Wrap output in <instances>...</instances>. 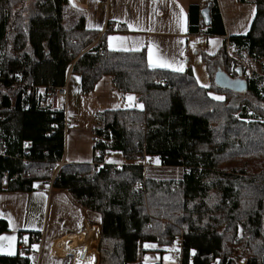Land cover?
<instances>
[{
    "label": "trees",
    "instance_id": "16d2710c",
    "mask_svg": "<svg viewBox=\"0 0 264 264\" xmlns=\"http://www.w3.org/2000/svg\"><path fill=\"white\" fill-rule=\"evenodd\" d=\"M238 1L256 5L249 33L229 37L216 57L204 61L212 77L218 64L264 103L263 78L232 71L227 55L232 45L264 61V0ZM209 2L210 26L198 6L190 7V35L226 36L218 2ZM70 12L74 21L68 24ZM119 29L128 31L124 24ZM109 30L100 38L87 30L84 13L70 8V0H0V193H31L52 182L99 213V264L140 263L145 243L170 247L177 238L180 264H264V109L213 99L212 92H236L200 87L189 67L181 73L153 68L145 50L111 51ZM72 74L80 77L83 96L111 77L114 90L138 96L143 109L101 114L92 163L59 168L65 115L34 103L35 89L66 86ZM27 101L33 103L28 110ZM113 153L129 163L106 164ZM146 157L182 169L181 180L147 177L143 165L134 163ZM8 230L0 221V234ZM0 264L31 261L18 254L0 256Z\"/></svg>",
    "mask_w": 264,
    "mask_h": 264
},
{
    "label": "crops",
    "instance_id": "0c3cea01",
    "mask_svg": "<svg viewBox=\"0 0 264 264\" xmlns=\"http://www.w3.org/2000/svg\"><path fill=\"white\" fill-rule=\"evenodd\" d=\"M216 1L226 36L209 37L204 48L199 47L198 35L189 34L188 16L191 6H198L201 15V11L210 3L209 0H70V8L79 14L84 13L87 30L99 32V38L110 29L105 40L111 51L145 50L151 67L181 73L188 67L193 71L192 63L196 59H200L206 66L205 57H216L229 37L245 36L252 27L256 16L254 3ZM121 24L127 25L128 31H115ZM159 62L170 66L160 67ZM216 66L217 72L220 67L218 64ZM177 68L183 70H174ZM73 76L75 74L69 76L67 87L73 82ZM209 78L213 87L210 73ZM74 84L79 85V81L74 79ZM128 97L133 99L129 100ZM80 107L83 108V114L96 116L100 122L89 129L78 125L75 117L77 113L72 116L70 121L75 127L69 129L67 126L63 166L92 163L96 141L94 130L101 126V114L106 111L143 109L136 95L116 92L111 77H104L90 94L83 96ZM113 155L122 159L120 164H127L120 153L106 156V164L116 165L114 162L117 161L111 160ZM39 185L42 189L31 193H0V221L6 222L9 229L0 234V256L15 257L21 254L33 264L31 255L37 247L36 264H78L77 260L80 263L96 264L97 255L99 264L101 215L84 208L68 191L54 189L52 182ZM33 234H43L44 246L41 249L33 243ZM143 249L145 253L140 263L133 264H180L176 261L181 256V247L177 241L170 247L145 243ZM214 264H219V261Z\"/></svg>",
    "mask_w": 264,
    "mask_h": 264
},
{
    "label": "rangeland",
    "instance_id": "374dc122",
    "mask_svg": "<svg viewBox=\"0 0 264 264\" xmlns=\"http://www.w3.org/2000/svg\"><path fill=\"white\" fill-rule=\"evenodd\" d=\"M70 13H67L66 18H68L67 23H73L74 19L70 16ZM76 17H79V15L75 14ZM77 19V18H76ZM228 59L230 60L231 64V70L234 71L235 69H242L243 74L247 76L249 73L250 78H255L257 75L262 73L263 68H264V61L263 59L257 58L255 56H250L247 52L246 49H231L229 52H227ZM200 60V59H199ZM194 60L192 63L193 71L196 74V81L200 87L204 88H210L211 84L213 83L212 80L210 81L209 78V70L208 68L202 64L201 60ZM218 69L217 66H215L214 70ZM224 69V68H223ZM234 69V70H233ZM230 73V71H229ZM245 78H249L246 77ZM73 82L68 86V98H67V106H68V120H72V116H75L74 114L77 113L78 116H75L78 120V125L86 128H94L97 126V124L100 122L99 119L95 116H86L83 114V108L80 107L81 105V100L83 99V96L81 95L80 92V77L78 75L73 76ZM74 79L79 81V85L75 86L74 84ZM244 79V78H243ZM206 85V87L204 86ZM238 94V95H237ZM212 97L214 96H220L223 97V100L228 99V102L230 103L231 106H239L242 102H248L252 106L262 108L264 109V103L256 101L254 97L250 93H246V91H242L241 93H234L233 96L230 94H224V93H211ZM138 97V96H137ZM69 129L71 127H75L72 123H68ZM99 141V140H98ZM116 155H113L111 157L112 161H117L114 162L116 165L120 164L119 161L122 159L115 158ZM121 157V156H119ZM66 158V157H65ZM114 159V160H113ZM129 163V162H126ZM136 164H141L146 170V175L149 178H152L157 181H179L181 180L183 176V170L180 168H165L161 165L159 160L157 158H152V157H146L143 161H137L134 162ZM123 166L120 164L118 167ZM242 246V245H238ZM38 252V248L35 247L33 250V254L31 255V258L33 260V264H36V256L35 253ZM247 256L243 257V261H245Z\"/></svg>",
    "mask_w": 264,
    "mask_h": 264
},
{
    "label": "built area",
    "instance_id": "2783aa9c",
    "mask_svg": "<svg viewBox=\"0 0 264 264\" xmlns=\"http://www.w3.org/2000/svg\"><path fill=\"white\" fill-rule=\"evenodd\" d=\"M198 37H199V41H200L199 47L200 48L206 47L208 36H206L204 34H199ZM231 49H235V47L228 45L227 46V52H229ZM259 76H261L263 78V87H264V72L262 74H259ZM246 77H250L249 73L247 74ZM21 80H22V78L19 77L18 81H21ZM30 92H31V87L27 89V94L29 95ZM67 98H68V87H67V85L63 86V87L51 88L48 90L36 88L35 89L34 103L38 104L39 106H47V107L49 106L51 108V110L55 113H63L65 115L66 125L68 126V123H71L72 121H69L68 117H67V113H68ZM32 104L33 103H31L29 101L25 102V104H24L25 109H27V110L30 109ZM2 121H3V118L0 119V122H2ZM3 145H4V141L0 139V153L2 151ZM28 146L29 145L27 143L24 144L23 149L27 150ZM62 166L63 165L61 163L59 165V168H61ZM41 189H42V186H40V185L36 186L37 191L41 190ZM176 241H177V243H180L181 238H177ZM33 243L36 245H39V247L41 249L44 246L43 234L36 235L33 238ZM236 250L239 253H246L247 249H246V247L238 246V247H236ZM84 257H85V255H84ZM176 261L180 262L181 257H177ZM77 263L78 264H86V263H80L78 260H77Z\"/></svg>",
    "mask_w": 264,
    "mask_h": 264
},
{
    "label": "water",
    "instance_id": "95a60500",
    "mask_svg": "<svg viewBox=\"0 0 264 264\" xmlns=\"http://www.w3.org/2000/svg\"><path fill=\"white\" fill-rule=\"evenodd\" d=\"M210 6H211V3H209L208 6L201 11L202 20L204 21V24L206 26H210L211 24V17L209 13ZM237 71L240 73V76H242V70L238 69ZM213 81H214V84L221 89H226V90H230L232 92H237V93L246 91V86H245L246 84L242 79L231 78L226 73H224L221 69H219L214 74Z\"/></svg>",
    "mask_w": 264,
    "mask_h": 264
},
{
    "label": "snow or ice",
    "instance_id": "6c2138e0",
    "mask_svg": "<svg viewBox=\"0 0 264 264\" xmlns=\"http://www.w3.org/2000/svg\"><path fill=\"white\" fill-rule=\"evenodd\" d=\"M158 66L160 67H166V66H170V65H166L164 64L163 62H159L158 63ZM176 71H182L183 69L182 68H177V69H174ZM206 87V85H204ZM129 100H132L133 97H128ZM213 99H216V100H223V97H220V96H214ZM3 239H14V238H8V237H4Z\"/></svg>",
    "mask_w": 264,
    "mask_h": 264
},
{
    "label": "bare ground",
    "instance_id": "6f19581e",
    "mask_svg": "<svg viewBox=\"0 0 264 264\" xmlns=\"http://www.w3.org/2000/svg\"><path fill=\"white\" fill-rule=\"evenodd\" d=\"M90 259H91V261H92V258H90ZM90 259H89V260H90ZM89 260H88V261H89Z\"/></svg>",
    "mask_w": 264,
    "mask_h": 264
}]
</instances>
